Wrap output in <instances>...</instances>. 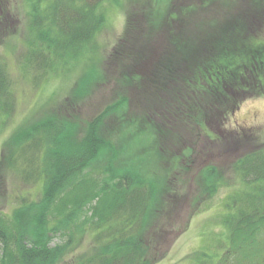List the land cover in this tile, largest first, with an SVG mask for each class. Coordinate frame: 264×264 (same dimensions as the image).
I'll list each match as a JSON object with an SVG mask.
<instances>
[{"label": "trees", "instance_id": "1", "mask_svg": "<svg viewBox=\"0 0 264 264\" xmlns=\"http://www.w3.org/2000/svg\"><path fill=\"white\" fill-rule=\"evenodd\" d=\"M28 1L24 65L36 69V81L60 65L94 55L106 0ZM170 1L165 2L169 8ZM132 4L123 34L101 68L83 72L76 92L17 127L5 142L0 176L14 172L24 185L40 188L37 197L16 194L12 213L0 209V264H61L72 255L70 264H152L151 236L165 231L157 224L170 193L169 170L159 162L179 167L177 150L188 137L204 134L205 125L225 127L243 100L263 95V0L237 14L195 23L194 5L175 12L164 7V12L140 0ZM0 7L1 22L9 12ZM112 61L120 85L136 90L141 111L129 112V98L119 94L82 129L72 110L103 82L104 67ZM13 86L9 66L0 59V119L16 109ZM111 118L121 124L113 133L118 139L151 134L133 161L113 150L114 139L101 136ZM104 148L112 152L96 163ZM216 169L201 171L203 189H215L223 179ZM234 169L251 187L236 190L226 205L220 221L224 247L218 254L195 251L189 264H264V149L237 158ZM85 234L90 246L79 254L75 249Z\"/></svg>", "mask_w": 264, "mask_h": 264}, {"label": "rangeland", "instance_id": "2", "mask_svg": "<svg viewBox=\"0 0 264 264\" xmlns=\"http://www.w3.org/2000/svg\"><path fill=\"white\" fill-rule=\"evenodd\" d=\"M140 0L141 4L152 6L157 11H172L183 5H194L196 12L192 15L193 23L205 22L213 16H227L237 14L246 9L255 0H171L170 8L165 2L168 0ZM5 2V3H4ZM0 5L9 13L0 22V59L9 66L17 103L14 113L10 117L0 119V159L5 149V142L22 124L36 120L44 112L60 103L75 90L80 75L91 66H99L107 58L113 47L122 36L130 0H106L103 10L106 12L105 24L96 35V48L93 56L88 59H78L65 65L56 67L52 72L39 81L35 80L36 69L30 70L25 64V54L30 30L28 22V0H4ZM209 2H211L209 4ZM264 2V0H263ZM160 13V18L164 14ZM0 15L3 10L0 7ZM264 33V32H263ZM264 44V34L259 38ZM104 62V61H103ZM102 62V63H103ZM106 63V62H105ZM104 80L94 90L76 104L72 113L79 117L78 125L82 129L91 122L105 107L114 101L118 95L129 98V112L134 114L141 111L139 101L135 97L136 90L123 87L119 83L120 72L117 62L106 63ZM100 67V66H99ZM101 68V67H100ZM235 111L229 115L224 127L217 125L213 129L205 125V133L188 137L187 143L177 150L179 159L169 168L167 162H159L168 168L167 195L169 205L164 215L160 217L158 226L165 228L160 234L156 231L151 236L150 249L153 251L152 264H189L195 251H206L218 254L224 247L226 230L220 222L227 213V203L236 190L244 188L240 175L234 169L237 158L258 149H264V93L253 96L241 102ZM101 130V136L114 139L121 156L133 161L141 155L144 146H148L151 134L143 131L136 132L131 138L119 139L114 136V130L121 124L117 119H108ZM215 131V132H214ZM116 138V139H115ZM193 143V146H191ZM147 149V148H146ZM112 150H105L100 154L96 163L105 161ZM109 154V155H108ZM1 161V160H0ZM149 161V160H148ZM147 161V162H148ZM207 166L216 167L222 180L215 189L205 187L201 180V171ZM2 176V177H1ZM0 176V209L12 213L17 206L15 195L32 192L30 197H37L39 186L24 185L16 173L6 171ZM246 187V186H245ZM251 187V186H250ZM249 186L246 187L250 188ZM244 190V189H243ZM248 192V191H247ZM163 234V235H162ZM90 236L85 234L76 252L86 251L90 246ZM59 237L53 239V244ZM221 247V249L219 248ZM74 256L68 257L61 264H70Z\"/></svg>", "mask_w": 264, "mask_h": 264}]
</instances>
